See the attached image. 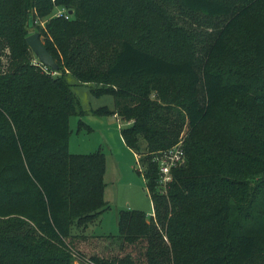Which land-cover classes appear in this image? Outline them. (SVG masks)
I'll list each match as a JSON object with an SVG mask.
<instances>
[{
	"label": "trees",
	"instance_id": "1",
	"mask_svg": "<svg viewBox=\"0 0 264 264\" xmlns=\"http://www.w3.org/2000/svg\"><path fill=\"white\" fill-rule=\"evenodd\" d=\"M57 6L71 19L37 24ZM30 20L59 71L29 46ZM69 76L114 97V110L90 111L126 122L143 166L154 216L119 213L117 255L74 247L109 206L104 153L69 151L70 117L87 113ZM184 131L185 163L163 195L154 158ZM75 254L264 264V0H0V264Z\"/></svg>",
	"mask_w": 264,
	"mask_h": 264
},
{
	"label": "rangeland",
	"instance_id": "2",
	"mask_svg": "<svg viewBox=\"0 0 264 264\" xmlns=\"http://www.w3.org/2000/svg\"><path fill=\"white\" fill-rule=\"evenodd\" d=\"M61 7H56L48 19L37 21L41 27H46L49 19L57 17L56 13ZM39 32L32 25L30 35ZM44 42V37H41ZM52 75H56L54 72ZM73 84L72 88L78 97L82 108L87 112L82 117L72 116L69 120V151L74 154L89 155L101 151L106 158V171L104 175L105 189L104 199L109 208L93 223L88 231L84 232L86 241H81L74 247L83 255H117L119 253V213L123 210H140L153 218V205L146 180L143 174V166L139 156L124 142L121 129L126 127V122L118 116L94 115L90 110L107 106L110 110L115 108V99L112 95L94 96L91 88L86 85H77L75 78L68 77ZM80 120L84 125H80ZM187 132L181 135L184 145ZM161 194L167 195L171 186ZM75 250V249H74ZM140 251H143L139 248ZM76 251V250H75ZM73 264H88L74 255Z\"/></svg>",
	"mask_w": 264,
	"mask_h": 264
},
{
	"label": "built area",
	"instance_id": "3",
	"mask_svg": "<svg viewBox=\"0 0 264 264\" xmlns=\"http://www.w3.org/2000/svg\"><path fill=\"white\" fill-rule=\"evenodd\" d=\"M56 16L64 17L65 19H71L72 14H70V11H68V9L61 7L58 9ZM185 158V151L181 140L173 148L157 155L154 158L158 163L159 185L162 190H165L170 186V183L173 181L174 169L183 165L185 163Z\"/></svg>",
	"mask_w": 264,
	"mask_h": 264
},
{
	"label": "water",
	"instance_id": "4",
	"mask_svg": "<svg viewBox=\"0 0 264 264\" xmlns=\"http://www.w3.org/2000/svg\"><path fill=\"white\" fill-rule=\"evenodd\" d=\"M73 12L70 11V14ZM30 26H32V20H30ZM27 42L35 55L38 57L39 61L47 68H50L53 71H59V66L52 56V54L48 51L46 46L41 40V35L39 32L33 33L27 37Z\"/></svg>",
	"mask_w": 264,
	"mask_h": 264
},
{
	"label": "crops",
	"instance_id": "5",
	"mask_svg": "<svg viewBox=\"0 0 264 264\" xmlns=\"http://www.w3.org/2000/svg\"><path fill=\"white\" fill-rule=\"evenodd\" d=\"M114 116H116V115H114Z\"/></svg>",
	"mask_w": 264,
	"mask_h": 264
}]
</instances>
